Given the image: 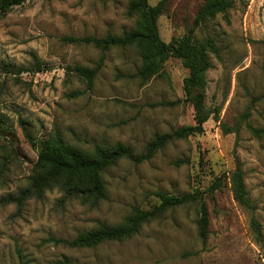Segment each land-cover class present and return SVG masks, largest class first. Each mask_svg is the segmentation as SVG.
Segmentation results:
<instances>
[{
  "label": "rangeland",
  "instance_id": "374dc122",
  "mask_svg": "<svg viewBox=\"0 0 264 264\" xmlns=\"http://www.w3.org/2000/svg\"><path fill=\"white\" fill-rule=\"evenodd\" d=\"M233 1L195 32L196 43L212 38L218 49L206 74L211 118L204 133L173 140L141 164L121 160L104 174L106 196L97 204L59 188L17 199L58 134L86 154L122 144L141 156L158 136L195 125L185 101L189 71L171 58L159 75L135 78L143 66L136 47L108 51L92 88L71 71L96 67L101 51L63 38L135 30L131 0H28L0 19V264H264V0ZM206 2L167 0L158 20L162 40L188 35ZM238 167L260 238L253 214L232 192L229 177ZM159 193H200L209 210L206 237L199 206L190 204L167 210L128 241L90 249L55 242L119 226L134 207L159 205Z\"/></svg>",
  "mask_w": 264,
  "mask_h": 264
},
{
  "label": "trees",
  "instance_id": "16d2710c",
  "mask_svg": "<svg viewBox=\"0 0 264 264\" xmlns=\"http://www.w3.org/2000/svg\"><path fill=\"white\" fill-rule=\"evenodd\" d=\"M28 0H0V19ZM167 0H161L156 6H151L148 0H131L130 14L138 15L139 22L135 30L124 33L122 36L108 35L97 37H64L63 41L72 45L94 46L101 51L99 63L94 68L75 67L71 71L86 80L90 88L93 87L100 70L103 67L106 53L115 48L127 49L136 47L142 57L143 66L134 75L135 78L146 82L159 75L168 60L171 58L182 61L189 71L184 82L185 101L192 104L195 110V125L180 129L174 134L158 136L147 146V151L141 156H135L131 148L119 144L113 148L97 146L93 153L86 154L70 145L59 134L54 140L46 143L39 153L38 161L30 178L29 187L17 199L22 203L27 197L34 194L42 195L53 188H59L67 196H74L92 201L97 204L106 196L104 174L121 160H129L137 164L150 161L157 151L162 150L171 141L187 139L194 134H202L205 124L210 120L211 113L206 106V74L212 68L210 53L217 54L216 41L208 38L203 43H196V29L225 14L234 7L233 0H207L199 11L194 27L188 35L180 39H173L166 43L159 32L158 20L166 10ZM40 71V69H39ZM166 105H176L170 103ZM218 119V117H217ZM228 131V130H227ZM229 132V131H228ZM255 134H260L254 131ZM235 200L247 211L253 214L251 226L257 238L262 237V227L256 216V207L253 205L245 184V174L238 169L229 177ZM221 188L218 181L213 188ZM160 204L151 210H141L134 207L131 215L119 226L102 225L90 232L78 235L72 241H55L73 248L90 249L106 242L128 241L138 235L144 225L156 220L171 208L198 204L200 214V230L203 237L207 235L209 224V210L200 193L171 196L157 194Z\"/></svg>",
  "mask_w": 264,
  "mask_h": 264
}]
</instances>
